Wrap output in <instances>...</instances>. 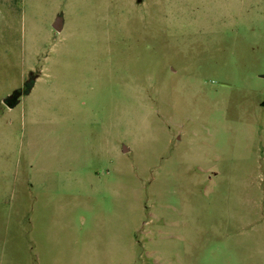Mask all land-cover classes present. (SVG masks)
<instances>
[{
	"label": "rangeland",
	"instance_id": "1",
	"mask_svg": "<svg viewBox=\"0 0 264 264\" xmlns=\"http://www.w3.org/2000/svg\"><path fill=\"white\" fill-rule=\"evenodd\" d=\"M0 264H264V0H0Z\"/></svg>",
	"mask_w": 264,
	"mask_h": 264
},
{
	"label": "water",
	"instance_id": "2",
	"mask_svg": "<svg viewBox=\"0 0 264 264\" xmlns=\"http://www.w3.org/2000/svg\"><path fill=\"white\" fill-rule=\"evenodd\" d=\"M54 28L57 31H61L62 30V18H58L57 21L54 24ZM21 96V92H16L14 93L12 96H10L7 99V105L11 108L17 106L18 102H19V97Z\"/></svg>",
	"mask_w": 264,
	"mask_h": 264
}]
</instances>
